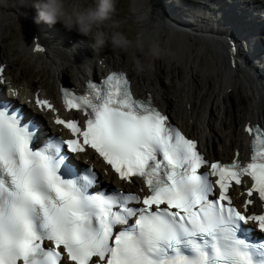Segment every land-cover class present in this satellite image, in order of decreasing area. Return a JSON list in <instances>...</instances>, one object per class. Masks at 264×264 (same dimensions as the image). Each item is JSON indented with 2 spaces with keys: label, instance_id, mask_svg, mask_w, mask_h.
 Masks as SVG:
<instances>
[{
  "label": "snow or ice",
  "instance_id": "1",
  "mask_svg": "<svg viewBox=\"0 0 264 264\" xmlns=\"http://www.w3.org/2000/svg\"><path fill=\"white\" fill-rule=\"evenodd\" d=\"M62 92L67 109L86 113V126L57 116L75 138L52 137L42 147L35 121L22 122L20 109L0 100V264H264V239L251 238L264 233V212L245 215L229 195L247 175L248 196L264 201V126L245 128L250 162L211 163L151 94L134 97L123 72L89 82L82 96ZM85 146L122 180L142 178L150 194L90 191L96 173L81 174L70 155ZM205 166L210 171H198Z\"/></svg>",
  "mask_w": 264,
  "mask_h": 264
},
{
  "label": "bare ground",
  "instance_id": "2",
  "mask_svg": "<svg viewBox=\"0 0 264 264\" xmlns=\"http://www.w3.org/2000/svg\"><path fill=\"white\" fill-rule=\"evenodd\" d=\"M160 1L162 4L159 5H163L165 9L167 8L166 13L168 17L176 24H181L182 27L179 29L183 30L185 33L177 34V32L168 30H166L167 33L164 31H160L159 34L155 31L153 33V30L147 21L149 20L150 14L153 16L154 20L158 17V14L153 8V6H156V3H154L152 5L153 10L150 7H145L143 10H140L139 8L136 9L140 21L145 23L142 25L143 29L139 38L146 36L147 33L151 35L152 44L161 47L163 53L167 55V61L165 60L167 65H170L171 62H173V58H175V50L173 49L184 48L189 51L188 54L186 52L187 60L184 59L186 61H184V67L187 71L185 79L191 83V92H196L194 91V86L198 87L199 92L194 100H192L193 94L191 95V93V96L185 100L186 103L190 102L191 104L192 109L189 112L188 107L183 106L182 104L184 100L183 97H180V99L178 97L177 99L171 95L173 93V88L169 85L170 83L168 81L166 83L168 87L164 88V92H162L161 95L160 90L157 88L158 85L156 86V84H154L149 77H146V75L144 76L143 73H138L135 70L134 65H131L129 70L133 72L132 76L136 92L139 95L149 96V94H151L155 103H157L170 116L171 121L178 122L182 130L186 131L189 135L199 141V146L207 158L216 159L217 157H220L222 159H232L238 153L239 158L246 156L249 153L250 140V134L245 131L246 126L256 122H262L264 124V83H262L264 78V47H262V51L259 41L260 37V40H262L264 45V33H259L255 29L256 24H261L264 29V18L261 15V9L264 8V0H240L243 5L239 8L237 7V0H210L213 3H217L219 5L218 7H221V12L216 14L215 17L211 16L213 15L214 9L209 6H198L195 3H192L189 4V10L185 9L188 8L185 6L188 5V2L184 0L185 3L179 1L182 8L173 4L175 3V0H169L166 2L164 0ZM157 2H159V0H157ZM12 8L13 7L11 6L8 8L0 6V25L1 19L8 17L7 13L12 12ZM15 9L23 15L27 29L21 47L26 49V52L29 53L31 59L33 58L45 64L49 62L54 65V72L58 75L54 80L57 86L63 82V78L60 77V74H62L67 67H71L73 70L75 69V71L77 70L76 76L74 75L77 78L72 80L75 86H83L84 80L87 77L94 75L97 69L100 70L102 74L110 68L128 70L124 63L113 54L108 45L97 50L93 49L90 45L94 42V37L85 36L80 33L78 34L79 38H71L69 35L65 36L58 32L54 33L52 31V28L56 30L54 25L49 26L43 21L41 22L43 30L42 32L38 31V33L35 30L32 18L27 17L29 9L19 7L17 3L16 8L14 7V10ZM224 11H226L227 14H224ZM239 11L247 12L248 18L246 19L242 16L244 18L242 19L240 16H235ZM146 15H149L148 19L145 20V18L142 20V17ZM245 19L248 21V24ZM154 20L151 22L153 23ZM190 20H194L192 21V24L190 23L191 25L183 27L185 26L184 24ZM196 20H199V22L196 23ZM205 21L210 23L205 25ZM221 27H224V31L221 30ZM48 28H50L49 31H47ZM199 30H201V32ZM49 32L51 36L47 40L46 36ZM196 32L200 35L196 36ZM233 32L238 33V36L234 37L232 35ZM202 33H209L208 37L211 36V34L220 36L226 35L227 42L210 40L206 35H202ZM242 35L247 37L246 40L245 38H240ZM80 38L85 39L83 41L88 45H78L76 42H78ZM106 38H108L107 34ZM236 40H240L239 47L235 44ZM37 42L46 47V50L42 53L35 50ZM233 45L236 47L235 55L240 56L238 58L239 60L246 59V56L243 55L247 54L260 62L262 66H257L256 68L253 67L255 71H252L251 68L248 71L244 64L243 69L242 62L240 61L238 63L233 59L234 54L231 53L230 49ZM3 51L4 50L0 47V65L9 63L8 56L4 54ZM91 51L93 52L92 54L89 53ZM77 52L79 54H76ZM58 58H61L63 63H59L60 61L56 60ZM50 60L54 61L51 62ZM233 61H235L236 65H233ZM62 64L65 65L62 66ZM161 65L162 64L160 63V66ZM172 65L175 69L178 66V62L174 61ZM5 70L6 69L3 71V76H5ZM249 72H253L255 78H253ZM153 76L155 77L154 74ZM6 78L7 84L13 85L15 90L18 91L21 99L28 101V103L29 101H32L33 103V99L38 95L52 98L57 102V99L55 100V91L53 92V87L55 85L50 86L47 90L42 86L45 84L40 81L25 85L22 84L20 80H17L15 76L13 79ZM184 81L183 83L186 84ZM241 81H245V85L253 90L247 88H244L243 90ZM259 81L261 83H259ZM230 87H237L242 93L241 96L244 100V106H242V110H240L242 114L239 115V117H236L237 121L234 126L229 127V132L222 141V144L219 145L222 148L218 151L215 143H221L219 140H221V137L225 134L224 127L226 121H228L225 116V113L228 110L227 104L224 105L222 101H224V103L227 101V89ZM254 89L259 90L258 94ZM180 91L181 90H179V92ZM246 92H248L250 97L249 101H247L248 98L246 99L247 96L244 94ZM173 95L177 96L175 93ZM186 97L188 96L186 95ZM56 110H59L57 115H55ZM61 113H65V111H63L60 108V105L57 104V106L50 111L39 110L35 114L43 122V131H45L49 129L48 123H52V120L57 116H60ZM54 132L59 133L60 127H56ZM87 154H91V152L87 151ZM97 168L99 169V165ZM116 185L125 187L128 190L132 189L131 185L127 183L118 182ZM244 196L245 195H243V197Z\"/></svg>",
  "mask_w": 264,
  "mask_h": 264
},
{
  "label": "rangeland",
  "instance_id": "3",
  "mask_svg": "<svg viewBox=\"0 0 264 264\" xmlns=\"http://www.w3.org/2000/svg\"><path fill=\"white\" fill-rule=\"evenodd\" d=\"M164 1L166 2L169 0H164ZM179 1L182 3L183 0H175V3H173V4L178 5L179 7L182 8ZM184 1L188 2V5H185V6L189 8V4H192L189 2H192V1L191 0H184ZM193 1L198 2L201 0H193ZM31 2L34 3L35 0H31ZM16 3H17V0H7L8 6H6V7L7 8L9 6L13 7L12 12H8L7 13L8 17L1 19V25H0V30H1L0 47L2 50H4L3 52H4V54H6L8 56L7 58L9 60V63L5 64L6 65V75L10 79H13L15 76L17 78V80H20L22 82V84H25V85L30 84V83L33 84V83H36L38 81L43 82L45 85H42V86H44V88L47 90L50 88V86L55 85L53 87V92L55 91L54 92L56 94L55 100L57 99V101H58V95H57L58 90H57V85L55 84V81H54L58 75H56L54 72V70H55L54 65L50 64L49 62L47 64H45V63H41V62H39L33 58L31 59L29 53L26 52V49L24 47L23 48L21 47V45H22L21 43L23 41V37H24L27 29H26L25 19H24L23 15L20 12H17L16 9L14 10V7L16 8ZM70 3L77 5L81 10H83L86 7L94 6L96 3V0H70ZM154 3H156V6H153V8H154V11L158 14V17L155 18V20L153 19V16L151 14H150V16L146 15V16L142 17V20L145 18H146L145 20H147L148 16H149V20L147 21V23L150 25L151 29L153 30V33H154V31L158 34L160 33V31H164L165 33H167L166 30L172 31V32H177V34L185 33V32H183V30L179 29L180 27H182L181 24H176L175 22H173L168 17V15L166 13L167 8L165 9V7L163 5H159V4H162L160 0H159V2H157V0H155V1L154 0H116V12L112 16V21L119 22V24H120L119 30L122 31L129 38V40H131L133 42V46H130L126 51L119 49V48H113L110 44L108 45V47L112 50L113 54H115L121 60V62L124 63V65L127 67L128 70L130 69L131 65H134V58H139L146 64L151 63L152 68L150 70H146L145 72H142L144 74V76L146 75V77H149V79L154 84H156V86L158 85L157 88H158V90H160L161 95H162V92H164V88L168 87V85H166V83L168 81L170 83L169 85L172 86V88H173V90H172L173 93L171 95L177 99H178V97H179V99H180V97H183L184 100H183L182 104H183V106H187L188 111L190 112L192 109L191 104H190V102L186 103L185 100H187V98H189L192 94H193L192 100H194L195 97L197 96V93L199 92V90H198L197 86H194V91H196V92H191L190 91L191 83L185 79L187 71H186V68L184 67V64L186 62L185 60H187V54L189 51L185 50L184 48L173 49V50H175V53H174L175 58H173V62L174 61L178 62L177 68L174 69V67L172 65L173 62H171L170 65H167V63H166L167 55H165V53H163V50L161 49V47H159V49H160L159 58H152V57H148L145 55V53L147 52L148 46L153 45L151 42V35H149L147 33L146 36L139 38L141 35V31L143 29L142 25L145 23L140 21V18L138 17L136 9L139 8L140 10H143V8H145V7H150L153 10L152 5ZM170 5H172V4H170ZM188 8H185V9H188ZM28 9L29 10H28V16L27 17L32 18L35 30L37 32L38 31L42 32V30H43V26H41L42 21L37 23V20H36V18L38 16L37 8L35 6H31ZM263 11H264V8L261 9L262 14H263ZM150 18L152 20H154L153 23L151 22L152 20ZM192 21H194V20L188 21L187 23L184 24L185 26H183V27L191 25ZM197 22H199V20H196V23ZM204 23H205V25H207L210 22L205 21ZM110 25H111V21H106L103 24L98 25L96 28L93 29V35H95L97 32H104L107 34L108 37H110L111 33L113 31H115V29H112ZM54 27L57 30L56 31L52 28V31L54 33L58 32V33H61L65 36L69 35V37H71V38L78 37V34H80L75 29H73L71 31L67 30L63 26L62 22H57L54 25ZM49 30H50V28H48L47 31H49ZM199 31L201 32V30H199ZM41 35H44V34H41ZM48 35L51 36L50 32L48 33ZM197 35H200V34H198V32H196V36ZM202 35H204V36L206 35L207 38L210 40H220L223 42L225 41L222 37L223 35L220 36V35H216V34H211V36H209V37H208L209 33H202ZM232 35L234 37H237L238 33L233 32ZM83 40H85V39L80 38V40H78V42H76V43L78 45L86 44V42H84ZM137 40H142L144 42L145 49L143 51H141L140 49L135 47V42ZM259 41H260V45H261V49H262V47H264V45H263L262 40H260V37H259ZM235 44H237L236 46L239 47L240 46V40L239 41L236 40ZM86 45H88V44H86ZM252 48H254V47H252ZM262 51H263V49H262ZM186 52H187V54H186ZM89 53L92 54L93 52L91 51ZM76 54H79V53L77 52ZM176 57H177V59H176ZM56 60L60 61L59 63H63V60L61 58H58ZM182 60H183V63H182ZM50 61L53 62L54 60L53 61L50 60ZM160 63L162 64L161 66H160ZM64 65L65 64H62V66H64ZM128 72L133 79V76H132L133 72L130 70ZM76 73H77V70L75 71V69L73 70V68L67 67V69H65L64 72L62 74H60V77L63 78L64 83L74 85V82L72 80H75L77 78V77H75ZM96 74L98 76L102 75V73L98 72V71L95 73V75ZM153 74L155 75V77L153 76ZM184 79H185V81H184ZM183 81L186 82V84L183 83ZM241 84H242L243 90H244V88L253 90L251 88H248L247 85H245V81L244 82L241 81ZM180 86H181V88H180ZM186 86H187V88H186ZM153 90H155V89H153ZM179 90H181V91L179 92ZM254 91L258 94L259 90L254 89ZM176 92H177V94H176ZM184 92H186V93H184ZM174 93L177 96H174L173 95ZM190 93H191V95H190ZM244 94L247 96L246 99L248 98L247 101H249L250 97L248 95V92H246ZM186 95L188 97H186ZM241 95H242V93L238 90L237 87H230L227 89V101H225V103H224V101H222L224 105L227 104L228 110L225 113V116L227 117L226 120H228V121H226V123L227 122L228 123L227 124L225 123V127H224V133L225 134H224V136L221 137V140H219L221 143H219V142L215 143L216 149L218 151H220L222 148L219 145L222 144V141L225 139L227 133L229 132V130H230L229 127L234 126L235 122L237 121L236 117H239V115L242 114L240 110H242V106H244L243 105L244 100L242 99ZM240 119H241V117H240ZM223 145H224V143H223ZM219 158L220 157H217V159H219Z\"/></svg>",
  "mask_w": 264,
  "mask_h": 264
},
{
  "label": "clouds",
  "instance_id": "4",
  "mask_svg": "<svg viewBox=\"0 0 264 264\" xmlns=\"http://www.w3.org/2000/svg\"><path fill=\"white\" fill-rule=\"evenodd\" d=\"M17 5L24 9L35 6L38 10L37 23L43 21L49 26L62 22L63 26L71 31L77 30L85 36L94 37L91 47L95 50L111 45L113 48L127 50L133 46V42L120 31V24L112 21V16L116 12V0H96L94 6H89L81 10L77 5L70 3V0H17ZM0 6H8L7 0H0ZM106 21H111V28L115 29L106 39V33L97 32L93 35V29ZM135 47L143 51L145 44L142 40L135 42ZM146 56L159 58L160 49L156 45L147 48ZM134 67L138 73L145 72L152 68L151 63H144L139 58H134Z\"/></svg>",
  "mask_w": 264,
  "mask_h": 264
}]
</instances>
